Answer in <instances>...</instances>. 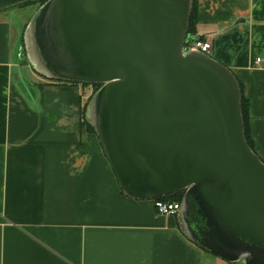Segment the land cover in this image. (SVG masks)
Returning <instances> with one entry per match:
<instances>
[{
	"label": "water",
	"instance_id": "1",
	"mask_svg": "<svg viewBox=\"0 0 264 264\" xmlns=\"http://www.w3.org/2000/svg\"><path fill=\"white\" fill-rule=\"evenodd\" d=\"M193 1L48 0L26 28V55L51 80L101 85L85 117L125 194L185 191L177 215L194 243L264 264V161L234 73L185 49Z\"/></svg>",
	"mask_w": 264,
	"mask_h": 264
},
{
	"label": "crops",
	"instance_id": "2",
	"mask_svg": "<svg viewBox=\"0 0 264 264\" xmlns=\"http://www.w3.org/2000/svg\"><path fill=\"white\" fill-rule=\"evenodd\" d=\"M196 16L240 84L264 161V0H197ZM28 24L0 14V264H236L194 243L178 215L122 191L84 123L82 84L22 76Z\"/></svg>",
	"mask_w": 264,
	"mask_h": 264
},
{
	"label": "rangeland",
	"instance_id": "3",
	"mask_svg": "<svg viewBox=\"0 0 264 264\" xmlns=\"http://www.w3.org/2000/svg\"><path fill=\"white\" fill-rule=\"evenodd\" d=\"M44 0H31L22 4H18L15 6H12L10 8L7 9H3L0 10V14L1 13H6V15H8V17H10L11 19H13L14 21L18 22L21 25V28L23 29V32L25 30L26 24H28L27 22L30 21V19L33 17V15L48 1L46 0L45 2H43ZM188 36V35H187ZM20 47L19 50L21 48V52L23 53V57L21 58V60L23 62H27L29 64V66L31 67V61L29 58H27L26 56V48H25V42L23 41V46H22V42L19 43ZM26 64H22L20 65V68H22V76L27 77L29 79H32V75L35 72L32 67L30 68L29 66H27ZM20 64V63H19ZM40 77L49 80L50 78H47L41 74H39ZM16 78V77H15ZM79 83V82H77ZM82 84L83 87L85 88V92L84 94L86 96H88V100L87 102L91 101L94 96L97 94V92L100 90L101 86H99V84H89V83H79ZM88 102V103H89ZM88 105H86V110H87ZM85 110V111H86ZM86 115V112H85ZM84 115V117H85ZM85 125L87 122L86 117H85ZM89 124V123H88ZM90 125V124H89ZM88 126V125H86ZM91 127L93 128V126L91 125ZM94 129V128H93Z\"/></svg>",
	"mask_w": 264,
	"mask_h": 264
},
{
	"label": "trees",
	"instance_id": "4",
	"mask_svg": "<svg viewBox=\"0 0 264 264\" xmlns=\"http://www.w3.org/2000/svg\"><path fill=\"white\" fill-rule=\"evenodd\" d=\"M46 0H44L43 2H45ZM197 0L193 1V8L190 14V19H189V28H188V36L187 38H194V37H198V38H203L202 36H198L196 33V21H197ZM62 82V81H61ZM69 83H75L78 84L77 82H69ZM101 86V85H99ZM89 102V101H88ZM88 102L86 105H88ZM242 113H243V118H244V123H245V135L247 138V141L249 143V145L252 147V149L254 150V146L252 144L251 138H250V134H249V124H248V115H247V103L244 100L243 96H242ZM86 110V106L84 108V115H85V111ZM85 122V121H84ZM86 125H88L87 127L92 130L93 132H95V130L91 127V125H89L88 123H86ZM96 133V132H95ZM185 195V191H180L177 193H174L172 195H168V196H164V197H159L155 200H165V201H176V202H182L183 197Z\"/></svg>",
	"mask_w": 264,
	"mask_h": 264
},
{
	"label": "built area",
	"instance_id": "5",
	"mask_svg": "<svg viewBox=\"0 0 264 264\" xmlns=\"http://www.w3.org/2000/svg\"><path fill=\"white\" fill-rule=\"evenodd\" d=\"M185 49L200 51L212 57L213 44L210 40H205L198 37L187 38ZM260 61L261 58H258L257 62L259 63ZM155 207L157 212L161 215H177L181 208V202L155 200Z\"/></svg>",
	"mask_w": 264,
	"mask_h": 264
}]
</instances>
